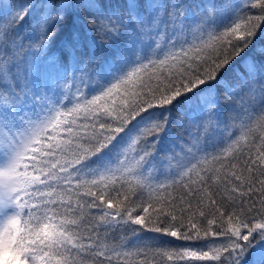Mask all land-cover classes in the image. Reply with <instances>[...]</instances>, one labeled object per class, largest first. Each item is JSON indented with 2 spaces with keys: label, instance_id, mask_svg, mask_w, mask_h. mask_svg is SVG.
I'll use <instances>...</instances> for the list:
<instances>
[{
  "label": "snow or ice",
  "instance_id": "obj_1",
  "mask_svg": "<svg viewBox=\"0 0 264 264\" xmlns=\"http://www.w3.org/2000/svg\"><path fill=\"white\" fill-rule=\"evenodd\" d=\"M0 264H264V0H0Z\"/></svg>",
  "mask_w": 264,
  "mask_h": 264
},
{
  "label": "trees",
  "instance_id": "obj_2",
  "mask_svg": "<svg viewBox=\"0 0 264 264\" xmlns=\"http://www.w3.org/2000/svg\"><path fill=\"white\" fill-rule=\"evenodd\" d=\"M9 0H4V3H8ZM16 2H20V0H16Z\"/></svg>",
  "mask_w": 264,
  "mask_h": 264
}]
</instances>
